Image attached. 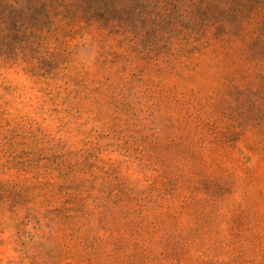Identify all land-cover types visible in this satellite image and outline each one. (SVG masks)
I'll return each mask as SVG.
<instances>
[{"label": "rangeland", "instance_id": "obj_1", "mask_svg": "<svg viewBox=\"0 0 264 264\" xmlns=\"http://www.w3.org/2000/svg\"><path fill=\"white\" fill-rule=\"evenodd\" d=\"M0 264H264V0H0Z\"/></svg>", "mask_w": 264, "mask_h": 264}, {"label": "clouds", "instance_id": "obj_2", "mask_svg": "<svg viewBox=\"0 0 264 264\" xmlns=\"http://www.w3.org/2000/svg\"><path fill=\"white\" fill-rule=\"evenodd\" d=\"M167 0H161V8H163L166 4Z\"/></svg>", "mask_w": 264, "mask_h": 264}]
</instances>
